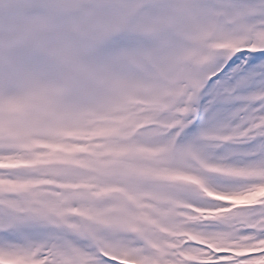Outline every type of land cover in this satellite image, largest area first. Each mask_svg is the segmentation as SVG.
I'll use <instances>...</instances> for the list:
<instances>
[{"label": "snow or ice", "instance_id": "obj_1", "mask_svg": "<svg viewBox=\"0 0 264 264\" xmlns=\"http://www.w3.org/2000/svg\"><path fill=\"white\" fill-rule=\"evenodd\" d=\"M0 264H264V0H0Z\"/></svg>", "mask_w": 264, "mask_h": 264}]
</instances>
